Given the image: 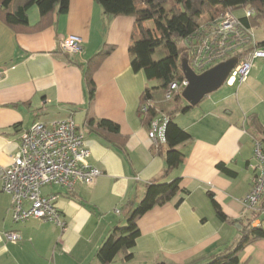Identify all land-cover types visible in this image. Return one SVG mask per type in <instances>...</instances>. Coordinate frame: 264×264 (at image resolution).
I'll use <instances>...</instances> for the list:
<instances>
[{
	"label": "crops",
	"instance_id": "crops-1",
	"mask_svg": "<svg viewBox=\"0 0 264 264\" xmlns=\"http://www.w3.org/2000/svg\"><path fill=\"white\" fill-rule=\"evenodd\" d=\"M28 19L31 26L40 21L37 7ZM134 26L135 17L107 15L95 0H69L68 13L56 12L52 25L40 31L19 33L0 20V167L10 166L22 133L35 123L73 118L85 132L90 164L103 172L73 192L43 189L44 195L58 196L65 230L38 220L14 223L11 197L0 188V264H101L96 253L109 232L127 219L146 186L163 176L165 154L157 152L140 115L144 91L155 86L131 67ZM70 36L83 41L82 54L61 52V41ZM258 41L264 43V36ZM107 46L115 49L94 73L97 91L90 104L85 74ZM90 118L117 124L120 135L110 140L89 132ZM174 120L192 139L180 147L185 161L167 181L180 178L189 195L179 206L180 195L141 217L132 260L120 255L111 264H206L232 250L244 226L264 228V218L247 212L243 203L256 174L255 142H264V58L254 61L246 83L221 87ZM7 232L20 240L7 241ZM260 241L240 253L242 264L253 263L250 255Z\"/></svg>",
	"mask_w": 264,
	"mask_h": 264
},
{
	"label": "trees",
	"instance_id": "trees-1",
	"mask_svg": "<svg viewBox=\"0 0 264 264\" xmlns=\"http://www.w3.org/2000/svg\"><path fill=\"white\" fill-rule=\"evenodd\" d=\"M95 1L103 7L107 15L135 17L133 41L130 47L131 67L135 72L143 71L148 81L156 80L159 83L158 86L147 88L144 91L142 106L149 105L146 112L140 111V115L149 129L156 118L165 117L167 119L166 141L157 148L158 153L165 154L166 169L163 176L146 186L143 199L130 208L126 226L120 225L112 228L96 253V259L101 264H111L120 255L125 261L132 260V251L141 235L138 227L141 217L155 207L171 202L180 195L176 201V206H179L189 195L188 190L181 188L180 178L173 181H167V178L185 161L186 154L180 147L192 139L191 135L175 122L174 116L186 114L192 107L184 103L182 94L175 95L171 101L165 99L166 90L172 83H181L186 79L182 71V60L188 58L186 43L194 45L193 41L201 36L202 27L207 21L220 17L226 11L234 13L240 9L252 8L255 16L251 19H243V23L248 27H259V19H264V0ZM32 7H37L40 12V21L35 26H31L28 19V12ZM68 10L69 0H0V20L19 33L48 28L52 25L53 15L56 12L64 15L68 13ZM148 22H153L154 27L149 28L146 25ZM161 46L165 47L167 55L155 61L153 55ZM258 47L263 48L264 43H260ZM114 49V47H105L89 62L85 82L90 104L95 99L97 91L93 78L94 73L103 59ZM159 90H161L162 97L157 92ZM157 100L160 102L155 105L154 102ZM86 128L89 132L97 133L110 140L120 135L119 126L105 119L90 118ZM218 167L227 171L228 174H233L223 165ZM211 200L219 218L226 220L220 206L212 196ZM257 240H264V228H253L250 223L244 226L243 234L232 250L209 257L206 264H242L240 253L247 245Z\"/></svg>",
	"mask_w": 264,
	"mask_h": 264
},
{
	"label": "built area",
	"instance_id": "built-area-1",
	"mask_svg": "<svg viewBox=\"0 0 264 264\" xmlns=\"http://www.w3.org/2000/svg\"><path fill=\"white\" fill-rule=\"evenodd\" d=\"M255 16L252 8L244 10L243 17L226 11L220 17L209 19L202 27L201 36L188 47V63L196 74L217 66L232 58H238L237 66L229 75L226 85H241L247 82L256 59L264 58L259 48L255 28L248 27L243 19ZM62 53L80 55L84 51L83 41L74 36L60 43ZM4 72L0 71V80ZM187 86L174 82L166 90L165 99L171 101L182 94ZM149 104L142 106L146 112ZM167 119L156 118L149 129V137L158 148L164 144ZM17 155L8 167H0V188L11 197V217L14 223L24 224L31 220L53 224L65 230L67 223L57 207L58 196L44 195L47 186H57L73 192L79 184L92 185L103 172L93 167L89 158L91 152L86 146L84 130L73 118L52 123L37 122L21 135ZM254 157L256 174L250 192L243 203L247 212L264 218V142L256 141ZM261 224H259L260 227ZM10 242H18L16 232L5 233Z\"/></svg>",
	"mask_w": 264,
	"mask_h": 264
},
{
	"label": "water",
	"instance_id": "water-1",
	"mask_svg": "<svg viewBox=\"0 0 264 264\" xmlns=\"http://www.w3.org/2000/svg\"><path fill=\"white\" fill-rule=\"evenodd\" d=\"M238 61V58H232L202 74H196L189 66L188 60L183 59L182 71L184 72L187 86L182 92V99L190 107L198 106L204 98L224 86L232 70L237 66Z\"/></svg>",
	"mask_w": 264,
	"mask_h": 264
},
{
	"label": "rangeland",
	"instance_id": "rangeland-1",
	"mask_svg": "<svg viewBox=\"0 0 264 264\" xmlns=\"http://www.w3.org/2000/svg\"><path fill=\"white\" fill-rule=\"evenodd\" d=\"M244 10L245 9H240V10H237L235 11V14L237 16H241L244 14ZM146 25L149 27V28H153L154 27V23L153 22H148L146 23ZM255 31L257 33V38H260L261 36H264V19H259V27L255 28ZM167 55V51L165 49L164 46H161L159 48H157L155 54L153 55V59L155 61H158L162 58H164L165 56ZM154 86H158V81L154 80L152 81ZM227 86L226 84H224V87ZM237 86V85H236ZM161 90L157 91L159 92V95L160 97H162V94L160 92ZM122 225L123 226H126V221L127 219H123L122 218ZM247 254L244 253L242 256L245 257ZM250 255V254H249ZM251 256V264H264V240L263 241H260L258 242V244H256V247H255V251L250 255Z\"/></svg>",
	"mask_w": 264,
	"mask_h": 264
}]
</instances>
